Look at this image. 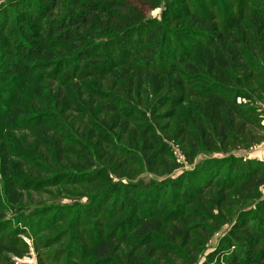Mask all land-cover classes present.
<instances>
[{"label":"trees","instance_id":"1","mask_svg":"<svg viewBox=\"0 0 264 264\" xmlns=\"http://www.w3.org/2000/svg\"><path fill=\"white\" fill-rule=\"evenodd\" d=\"M162 1L89 0L81 2L72 0L71 7L67 6V2L70 3V0L66 1V9L62 17L52 23L45 33L48 41H44V43L45 45L49 44L50 47L43 44L37 51L39 52L38 57L32 55L33 52L27 51L21 44L18 45L17 50H11L8 47L2 49V46L7 45L5 44L6 38L0 33V54L5 60L1 64L6 67L7 71L5 73L12 74V76H18L26 72L25 66L27 64H32L41 70H47L55 58L50 48L51 46H57L59 49L65 48L69 51V54L73 53L71 55L73 57L75 54L78 55L76 59H71L72 61L77 60L78 64H75L71 69V62L65 68L64 80H67L66 82L74 80V72L80 65L81 75L78 76L79 79L96 78L98 73L96 71H99V68L102 69L101 66L106 62L105 54L108 48L118 37L126 38L125 36L130 32H134L137 27H145L146 12L159 9ZM229 2L239 9V13L236 15L237 18L231 21L232 25L234 24L237 27L242 20L247 19L251 21L254 27L264 28V0H229ZM38 3L41 10L36 11L31 6L25 7L27 5L25 1L19 3L20 6H13L11 10L22 18H25L27 14H31L29 17L35 16L33 18L38 20L41 16L44 18L45 14H51L50 11H53L55 7L57 10V7L61 6L59 0H39ZM64 4L65 2L63 6ZM102 4L106 5L108 13L103 18L101 17L102 13L96 18L97 8ZM22 8H25V11H21ZM20 11L21 13H19ZM33 13L35 15H32ZM179 14L176 11L175 15H169L168 11H165L163 20L150 23L149 30L147 29L143 35V42L134 54V56L139 55L141 58L136 60L139 63L127 64L120 60L118 63L121 64L117 63L116 66L114 63H109V69H111L109 71L117 77L112 87L130 99V101H126L131 105V109L126 115L127 119H123L117 113V103L104 102L100 98L94 99V103L91 105L85 103L84 97H87L88 101L89 98H93L85 95L82 89L76 97L74 94H68L60 99L62 94H58L57 99L54 98L55 100L51 96H44L41 101L47 103L56 101L57 107L63 108L64 111L62 112L72 109L77 114L76 116L84 114V110L81 108L82 104L89 106L90 109L97 106V113L102 117L103 122L110 123L112 130L116 131L120 126L123 127V131L128 129L129 122H131L130 117L133 116L139 106H144L142 99L137 94L140 90L151 89L152 94H150V97L155 96V98L157 93L162 92L166 85L175 86L177 89L182 90L184 76L182 73L175 71V66L171 65L161 72L154 66V60L157 56L161 58L165 56V49H163L165 43H171L172 49L174 46V41L171 40L174 37L172 33H169L164 21L167 20L172 23L179 18ZM186 15L191 23L198 24L199 28L206 33H212L209 42L213 43V41L218 40L217 42L220 43L212 51H208V57L198 67L190 65L187 67L190 76L198 78L193 81V84L203 86V89L194 96L195 108L190 114L196 131L197 142L207 152L214 151L217 153H225L226 147L229 146L227 141L234 148H250L257 145L264 140L262 135L264 128L261 124L263 105H260V108L257 104L247 106L239 104L237 100L250 101L253 93L264 99V73L255 71L250 64H244L241 53L237 48L241 42L228 43V39L231 40L230 36L228 37L225 31L219 30L214 17L203 19L195 11L190 14L186 13ZM92 18H96V21H98L97 35L101 34L99 37L95 35L92 38L82 32V28L92 22L94 23ZM224 36L225 38H223ZM247 38L246 32L242 30L243 46L246 49ZM260 43L264 44V40L262 39ZM250 44L252 43L250 42ZM81 45L83 46L81 47ZM14 54H18V58H21V60L24 58L27 64L22 65V61H16L14 66L8 64ZM150 72L155 73V78L149 77L144 81L145 78H142L141 75ZM99 73L103 76L102 72ZM160 73H162L161 77L158 76ZM234 73L239 74L234 75ZM200 77L205 79H199ZM241 81L244 82L247 89L251 90V92L246 93L248 95L242 93L244 87L241 86ZM59 84L62 85L63 83ZM146 84L148 87L144 86ZM222 86H228L232 88V91H235L234 96L231 97L232 99L230 97L226 98ZM39 90L36 89V95L41 98L42 94L38 92ZM135 99L139 100L137 106L133 104ZM153 105H149L148 112L153 109ZM10 110L5 116V123L7 124H15L28 111L25 109V104L20 103V101L16 102ZM76 119L77 117L73 118L74 121ZM61 124L57 122V125H59L58 130H63L64 134H68L70 127ZM60 125L62 128H60ZM105 126L87 128L85 125L83 132H76L71 137L70 147L66 149L76 151V155L70 158L71 171L75 175L82 176L83 179L80 180L87 183L98 181L100 175L103 176V180H107L109 176L108 164L121 165L126 162V159L120 161L121 159L115 150L109 149L112 148L108 139L110 135H106L101 130ZM51 129L52 127H47L49 132H51ZM131 130L134 134L132 140L137 143L136 157L132 160L137 161V158H139L148 172L171 176L182 167L162 142V138L153 124L142 125V127L139 126ZM8 132H10L9 129ZM257 133H260L261 136L256 135ZM64 137V135L57 136V145H59L58 143L61 144ZM102 142L109 143L105 145L108 149L102 148ZM3 154L5 156L3 161L0 162V175L3 179L8 178L9 185L13 184L14 186L15 179L12 175L14 172L9 165L11 157L6 151ZM58 164L57 160L56 166ZM221 164L222 162L217 161L207 162L203 167V170H206L205 172L200 171L199 175H181L175 181L169 180L167 184H164V182L158 183L157 181L128 183L122 185V193L115 196L110 195L111 190L106 193H104L105 190L99 191L95 194L96 196L94 195V201L97 200L96 203L92 201L93 204L88 209L82 210V214L86 216V218H83V225H80L79 221H75L73 227H70V233L74 235L75 243L82 246L84 254L92 256L96 261L95 264H167L172 263V259L175 262L178 259V257H175V252H172L174 257L171 258V261L165 257L171 254L172 245L179 244L193 250L194 248L190 246L192 242L196 246H201L202 243L192 239L189 229L177 226L179 217L176 218L177 214L173 216L165 210L169 207L168 205L157 208L153 206L149 210L146 208L147 202L148 200H154L158 191H166L167 188L171 187L178 188L182 191L183 201L189 207H193L195 203L198 205L199 210H196L195 214L200 222L196 226L194 234L200 235L206 231L214 230L215 226L225 225L226 221L223 220L221 214L230 200L226 196V192L237 187L241 197L244 194L252 195L254 190L264 184V165L253 161H234L230 163L229 170L233 169L235 175L230 173L224 182L218 183L222 191L220 198L204 200L202 196L206 194L208 189H212L214 184V181L210 182V179L213 175L218 177ZM60 173L62 172L57 171V174ZM71 177L69 175L66 181L71 180V182L76 183V176ZM190 182L195 183L191 184ZM194 187L199 189L196 190ZM2 189V183L0 182V198H3L4 205L11 218H13L8 227L14 228L15 233H17L18 227L25 225L30 220V216L23 215L24 209L17 206V200L13 199L9 191H3ZM141 196H143V200ZM111 202L112 207L106 212L105 210L110 207ZM152 203L155 204L154 201ZM215 212L217 214H214ZM5 214L0 212V221L5 218ZM93 222L96 223V231L92 229L91 224ZM165 224H171L168 231H166L167 228L165 229L166 235L169 237L168 241L171 242L167 241L157 246L150 245L149 243L156 239V235L160 233ZM81 226H83L82 229ZM3 227L4 223H0V259L7 254H11V256L20 260L23 259L25 251L17 245V235L10 234V236L9 233L7 234L8 231L2 229ZM78 228H80V231L77 230ZM107 230L110 234L104 236ZM116 230H120L121 237L116 238ZM126 233H129V235L126 236ZM6 236L10 237L6 239ZM132 240L130 252L120 254L119 244L121 241L131 242ZM89 241L91 243H88ZM137 248L145 251L142 257L135 254ZM5 258L9 260V257ZM183 263L196 264L197 262L192 258ZM202 264H264V202L259 201L253 210L243 213L231 225L217 247L206 256V260Z\"/></svg>","mask_w":264,"mask_h":264},{"label":"rangeland","instance_id":"2","mask_svg":"<svg viewBox=\"0 0 264 264\" xmlns=\"http://www.w3.org/2000/svg\"><path fill=\"white\" fill-rule=\"evenodd\" d=\"M22 1L26 2L25 7L31 6L36 11L41 10L39 0H0V33L6 38L5 44L7 45L2 46V49L8 47L11 50H17L18 45L21 44L27 51L33 52L32 55L38 57L39 52L37 51L43 44L45 45L44 41H48L47 36H45L48 27L62 17L66 9V1L69 0H59L61 6L59 5L57 10L55 7L53 11H50L51 14H45L44 18L41 16L38 20L33 18L35 16L29 17L31 14H27L25 18H22L12 12V7L20 6L19 3ZM79 1L87 2L89 0ZM71 2L72 0H70V3L67 2V6L71 7ZM21 11H25V8H22ZM165 11H168L169 15H175L176 11L180 13L179 18L174 22L164 21V25L168 27L169 33H172L174 37L171 39L174 41V46L172 49V44L166 42L163 48L165 49V56L162 58L157 56L154 60V66L160 70L159 72L166 70L171 65L175 66V71L182 73L184 76L182 90L177 89L175 86L166 85L162 92L157 93L156 98L155 96L150 97V94H152L151 89L140 90L137 94L142 99L144 106H139L133 116L130 117L129 128L124 131L122 126L114 131L111 129L110 123L103 122L102 117L96 111L97 106L90 109L89 106L82 104L81 108L84 110V114L76 116L77 114L72 109L62 112L64 111L63 108L57 107L56 101H49V103L41 101L44 96L57 99L58 94H62L60 99L68 94H74L76 97L82 89L85 95L93 98H89L88 101L87 97H84L85 103L91 105L94 103V99L97 98L104 102L117 103V113L123 119H127L126 115H128L131 105L126 101H130V99L112 87L117 77L109 71L111 70L109 69V63H114L116 66L120 60L127 64H134L137 59H141L139 55L134 56L136 49L138 50L143 42V35L149 28L150 23L163 20ZM194 11L203 19L214 17L219 30L225 31L226 35L230 36L231 40L228 39V43L241 42L237 48L241 53L244 64H250L255 71L264 73V44L260 43L262 39L264 40V28L254 27L251 21L247 19L242 20L237 27L234 24L232 25L231 21L237 18L236 15L239 13V9L231 5L229 0H163L159 9L146 12L145 27H137L134 32L126 35V38L118 37L114 41L105 54L106 62L101 66L102 69L99 68V71H96V73L98 72L96 78L79 79L78 76L81 75L80 65L74 72V80L66 82L67 80H64L65 68L71 62V69L75 64H78L77 60H71L76 59L78 55L75 54L74 58L71 56L73 53L69 54V51L65 48L59 49L57 46H51L50 49L55 58L47 70H41L32 64H27L24 58L21 60V58H18V54H14L11 57V62L6 63L12 64L11 66L16 65V61H22V65L27 64L25 66L26 72L18 76L5 73L7 71L6 67L1 64L5 60L0 54V162L3 161L5 156L3 153L8 152L11 157L9 165L14 172L12 175L16 186L15 184L14 186L13 184L9 185V179H3L1 175L0 182L2 183V190L9 191L13 199L17 200V206L24 209L23 215L30 216V220L22 227H18V232L15 233L14 228L8 227L13 218L7 211L3 198H0V212L6 213L5 218L0 221V223H4L2 229L8 231L7 234L9 233V235L16 234L17 245L25 251L23 259L20 260L11 256V254H7L5 257H9V260L2 256L0 264H95L96 261L92 256L84 254L82 246L75 243L74 235L70 233V227H73L75 221H79L80 225H83V218H86V216L82 214V210L88 209L93 204L95 194L99 191L105 190L104 193H106L111 190L110 195L115 196L121 194V186L128 183L157 181L158 183L164 182V184H167L169 180L175 181L181 175H199L200 171L205 172L206 170H203V167L207 162H222L218 177L213 175L210 179V182L214 181L212 189H208L206 194L202 196L204 200H209L216 197L220 198L222 191L218 183L224 182L230 173L235 175L233 169L229 170L230 163L234 161H253L264 165V140L250 148H234L227 141L229 146L226 147L225 153L207 152L197 142L196 131L190 114L195 108L194 96L203 89V86L193 84V81L198 78L190 76L187 67L188 65L198 67L208 57V51H212L220 43L217 42L218 40L213 41V43L209 42L212 33L204 32L198 24L194 25L188 20L186 13L190 14ZM97 12L96 18L101 13L103 18L108 13V9L105 4H102L97 8ZM32 15H35V13ZM96 18H92L94 23L92 22L82 28V32L92 38L95 35L98 37L101 35H97L98 21H96ZM146 25L148 26L146 27ZM242 30L246 32L248 37L247 49L243 46ZM45 46L50 47L49 44ZM99 72H102L103 76ZM161 74L158 76L161 77ZM238 74L234 73V75ZM141 76L145 78V81L149 77L155 78L156 75L150 72ZM199 79L205 78L200 77ZM242 82L240 83L244 87L242 93L251 92ZM144 86L148 87L147 84ZM222 88L226 98L230 97L232 99L231 97L234 96L235 91H232V88L228 86H222ZM36 89H40L38 92H41V98L37 97ZM2 101L3 103H1ZM18 101L25 104V109L28 110L27 114L19 118L15 124L5 123L6 114L11 111L10 108H13ZM138 102L139 100L135 99L132 103L136 105ZM237 102L247 106L257 104L259 108L260 105H263L261 124L264 128V99L253 93L250 101L238 99ZM152 104H154L153 109L148 112L149 105ZM141 110L145 112L143 113ZM74 117H77L75 121L73 120ZM57 122L70 127L69 133L64 134L63 130H58L59 125H57ZM147 124L155 126L162 142L182 165L171 176L150 173L142 165L139 158H137V161L132 160L136 157L137 143L132 140L134 134L131 129ZM61 125L60 128H62ZM85 125L87 128L106 125L101 130L106 135H110L108 139L112 148L109 149L115 150L121 159L120 161L126 159L124 164L120 165L118 163L120 166L107 165L109 174L107 180H103V176L100 175L98 181L87 183L80 180L83 179L82 176L75 175L71 171L70 158L76 155V151L66 149L70 147L71 137L76 132H83ZM47 127H52L51 132L47 130ZM8 129L10 132H8ZM60 135L65 137L61 140V144L58 143L59 145H57V136ZM256 135L261 136L260 133ZM262 135L264 137V131ZM109 143L102 142V148H107L105 145ZM57 160L59 164L56 166ZM57 171L62 173L57 174ZM65 174H69L70 177L76 176L77 182L73 183L71 180L67 182L66 179L69 178V175L66 176ZM195 189L198 190L199 188L196 187ZM181 194L180 189H174L173 187L167 188L166 191H158L156 198L152 199L155 204L148 200L146 208L150 210L153 206L157 208L168 205L169 207L165 210L173 216L177 214L176 218L179 217L177 226L189 229L192 239L202 243L201 246H196L192 242L190 246L194 248L193 250L179 244L172 245L171 254L165 257L171 261V258L174 257L172 252H175V257H178V259L175 262L172 259V263L167 264H173V262L174 264H184L183 262L192 258L197 262L196 264H202L205 262L206 256L217 247L219 241L226 235L231 225L243 213L253 210L259 201L264 202V184L254 190L252 195L244 194L242 197L237 187L227 191L226 196L230 200L221 214L223 220L226 221L225 225L215 226L214 230L206 231L200 235L194 234V230L200 222L195 214V211L199 210L198 205L195 203L193 207H189L183 201ZM141 199H144L143 196H141ZM109 206L105 210L106 212L112 207V202ZM214 214H217V212ZM91 226L92 229L97 230L96 223L93 222ZM82 227L80 228L82 229ZM80 228L77 230L80 231ZM166 228V231H168L171 224H165L160 233L156 235V239L149 244L157 246L166 243L169 239L166 235ZM116 232V238L122 236L120 230H116ZM108 234L110 232L107 230L104 236ZM128 235L129 233H126V236ZM10 236L5 238L8 239ZM130 243H133V240L131 242L121 241L119 253H129L131 250ZM135 254L142 257L145 251L137 248Z\"/></svg>","mask_w":264,"mask_h":264}]
</instances>
